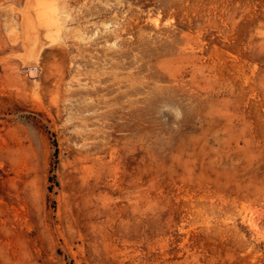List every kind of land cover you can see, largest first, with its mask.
I'll list each match as a JSON object with an SVG mask.
<instances>
[{
	"label": "rangeland",
	"instance_id": "obj_1",
	"mask_svg": "<svg viewBox=\"0 0 264 264\" xmlns=\"http://www.w3.org/2000/svg\"><path fill=\"white\" fill-rule=\"evenodd\" d=\"M0 264H264V0H0Z\"/></svg>",
	"mask_w": 264,
	"mask_h": 264
}]
</instances>
